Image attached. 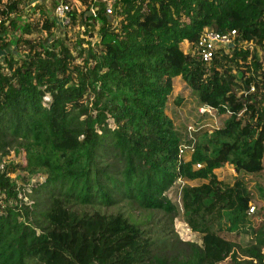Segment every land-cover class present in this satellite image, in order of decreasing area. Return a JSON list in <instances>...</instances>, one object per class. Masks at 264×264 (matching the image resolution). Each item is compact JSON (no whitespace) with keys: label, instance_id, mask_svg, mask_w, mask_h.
Here are the masks:
<instances>
[{"label":"trees","instance_id":"trees-1","mask_svg":"<svg viewBox=\"0 0 264 264\" xmlns=\"http://www.w3.org/2000/svg\"><path fill=\"white\" fill-rule=\"evenodd\" d=\"M77 1L85 9L69 15L85 30L72 43L53 34V17L40 27L13 19L28 4L0 0V50L9 47L8 23L23 47L0 57V264H220L228 257L262 264L264 206L249 212L243 179L226 185L214 170L231 164L243 175L264 167V91L243 104L233 90L263 86L264 66L255 49H234L206 67L182 44L193 45L208 27L236 29L264 46V0H113L111 14L102 0ZM33 30L45 37L28 38ZM176 77L197 105L227 114L222 126L193 133L187 158L178 146L189 140L165 112ZM11 149L24 152V163L5 162ZM15 172L43 179L20 186L9 176ZM178 179L205 181L181 192L200 244H154L141 221L106 211L127 204L174 216L166 192Z\"/></svg>","mask_w":264,"mask_h":264},{"label":"rangeland","instance_id":"rangeland-1","mask_svg":"<svg viewBox=\"0 0 264 264\" xmlns=\"http://www.w3.org/2000/svg\"><path fill=\"white\" fill-rule=\"evenodd\" d=\"M28 7L20 6V14L13 16V19L20 18L31 19L32 22H39V27L42 24L43 18L46 16L53 17V8L56 3L60 0H24ZM97 1V0H92ZM106 5L112 8L113 0H102ZM67 2L72 6V8H79L84 10L85 6L80 5L77 0H67ZM93 10L95 8L93 7ZM111 14V13H110ZM15 17V18H14ZM7 40L9 43L8 52L12 54L22 51L23 47L17 40L21 38V32L19 28H12V26L7 24ZM85 28L79 26L77 23H72L69 27L53 28V34L55 36L66 37V40H71L73 43L74 40L82 38L84 36ZM44 38L45 31L37 32L33 30V34L28 38ZM90 40L95 41V37H91ZM184 51L190 50L189 43L187 45L182 44ZM257 63L264 66V46H257ZM231 74L237 77V68L232 64ZM235 79V78H234ZM255 86V85H254ZM264 88L262 85L255 86V90L249 92L250 95H256V99L260 97L263 93ZM237 96L240 98L243 104L249 103L246 100L245 94L239 90L237 91ZM247 94V96L249 95ZM199 105H197L196 97L193 95L190 87L179 77L173 81V89L168 98L165 112L172 119L174 126L179 132L185 133L188 131V127L191 126L195 130H208L212 131L215 128L222 126L224 120L227 118V114H219L214 112L213 115L209 113H200L198 110ZM200 123L201 126L198 127L196 124ZM198 132V131H197ZM189 155H186L187 158ZM5 162L11 163H24V152H16L10 150L9 154L4 158ZM214 173L217 179L223 184L229 185L232 184L235 178L241 177L244 182V186L250 193L252 197V202L250 207H253V212H256L261 206H264V167L262 163V168L253 172L252 174H237L231 164H226L221 168L215 169ZM9 176L15 180L18 185L36 184L39 181H42V175H27L22 172H15L9 174ZM204 180H180L178 179L173 186L166 192V196L169 200L176 206V213L174 216L168 215L163 211L155 210L153 212H145L139 210H133L128 207L127 204H120L116 207L109 208L107 212H115L117 210H124L128 215H131L133 218L138 219L142 222L141 228L146 231V234L151 237L154 244H160L161 241H171L175 238H178L182 242H195L197 244L201 243V233L194 231L192 227L188 224L185 216V210L183 208L181 195L182 188L184 186H198L204 183ZM28 185V186H29ZM3 199V195L0 193V200ZM222 235L227 238L232 239L234 242L241 246H246L251 243V240L248 236L243 234H233L227 235L222 232ZM264 252V250H263ZM245 257H240L238 259L243 260ZM220 264H234L231 257L226 258ZM253 264H256L253 262ZM264 264V260L263 263Z\"/></svg>","mask_w":264,"mask_h":264},{"label":"built area","instance_id":"built-area-1","mask_svg":"<svg viewBox=\"0 0 264 264\" xmlns=\"http://www.w3.org/2000/svg\"><path fill=\"white\" fill-rule=\"evenodd\" d=\"M26 6L28 7V5ZM71 10H75L77 13L82 12V10H80L79 8H72V6L67 1L65 2L63 0H60L58 3L55 4L53 8V18L55 19L58 27H60L61 29L69 27L72 24V19L69 15V12ZM91 10V14H94V10ZM106 11L108 14L111 13L110 4L109 6L107 5ZM2 20L3 18L0 16V26L2 25ZM257 46L260 45L256 44L252 40L243 39L241 33L236 29L220 33L214 31L211 28L205 27L199 35L198 40L193 45H190V50L188 52H190L192 56L197 57L202 63H204V65H206V67H209L216 61V59H220L223 56L230 57L234 49H249L250 51H253L254 49L256 50ZM239 84L242 85V83ZM254 85V82H251L246 88L240 86L238 90L237 88L233 90L236 93L237 91L241 90L245 94L244 96H247L249 92L255 90L256 85ZM245 108L246 107H244L243 110ZM198 110L200 113H209L210 115H213L214 112L219 113L216 108L207 104L199 105ZM241 112L242 111H240L239 113L241 114ZM196 124L198 125L197 128L201 126L200 123L196 122ZM197 131H199V129L195 130L191 126L188 127L186 136L189 142L181 143L178 146V156H184L193 152L195 141L193 133ZM200 166V164L195 165L196 168H199ZM252 211L253 207H250L249 212Z\"/></svg>","mask_w":264,"mask_h":264},{"label":"water","instance_id":"water-1","mask_svg":"<svg viewBox=\"0 0 264 264\" xmlns=\"http://www.w3.org/2000/svg\"><path fill=\"white\" fill-rule=\"evenodd\" d=\"M91 13H92V10H91V9H90V10H88V11H86V12H85V17H86V16H90V15H91ZM0 54H1V55L8 54V49H5V50H0Z\"/></svg>","mask_w":264,"mask_h":264},{"label":"crops","instance_id":"crops-1","mask_svg":"<svg viewBox=\"0 0 264 264\" xmlns=\"http://www.w3.org/2000/svg\"><path fill=\"white\" fill-rule=\"evenodd\" d=\"M27 7V6H26ZM31 20V19H30ZM184 45H187L188 44V42L187 41H184V43H183ZM2 55L0 54V57H1ZM176 78H179V77H176ZM175 78V79H176ZM174 81V80H173Z\"/></svg>","mask_w":264,"mask_h":264}]
</instances>
